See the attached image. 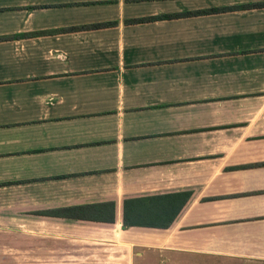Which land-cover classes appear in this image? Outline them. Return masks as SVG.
Returning <instances> with one entry per match:
<instances>
[{
  "label": "crops",
  "instance_id": "obj_1",
  "mask_svg": "<svg viewBox=\"0 0 264 264\" xmlns=\"http://www.w3.org/2000/svg\"><path fill=\"white\" fill-rule=\"evenodd\" d=\"M252 2L0 0V264H264Z\"/></svg>",
  "mask_w": 264,
  "mask_h": 264
},
{
  "label": "trees",
  "instance_id": "obj_2",
  "mask_svg": "<svg viewBox=\"0 0 264 264\" xmlns=\"http://www.w3.org/2000/svg\"><path fill=\"white\" fill-rule=\"evenodd\" d=\"M264 5V2H252V3H247V4H242V5H238L237 7L238 8H252V7H260ZM235 7V6H234ZM232 7V8H234ZM210 10H218L217 8L215 9H210ZM205 11H209V10H205ZM172 15L170 14H162V15H156V16H149V17H141V18H135V19H131L130 21H133V22H143V21H146V20H149V19H162V18H169L171 17ZM112 24H115L114 22H101V23H93V24H90V25H84V26H89V27H102V26H107V25H112ZM186 198V195H184V199ZM139 201L137 200H126L124 202V225H132V223H134V221H132V219H130L128 217V214H127V209L128 207L131 209V207H134L136 205V203H138ZM179 207L176 209V211H178ZM173 219V217H169L167 220H166V223H165V226L167 224H169L171 222V220ZM146 224H148L149 222H145ZM164 225V224H162Z\"/></svg>",
  "mask_w": 264,
  "mask_h": 264
}]
</instances>
